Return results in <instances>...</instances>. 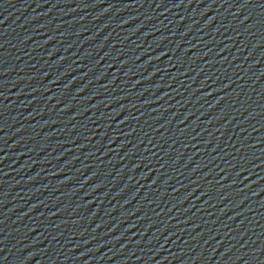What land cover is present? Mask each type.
Returning a JSON list of instances; mask_svg holds the SVG:
<instances>
[{
	"label": "water",
	"instance_id": "obj_1",
	"mask_svg": "<svg viewBox=\"0 0 264 264\" xmlns=\"http://www.w3.org/2000/svg\"><path fill=\"white\" fill-rule=\"evenodd\" d=\"M0 264H264V0H0Z\"/></svg>",
	"mask_w": 264,
	"mask_h": 264
}]
</instances>
